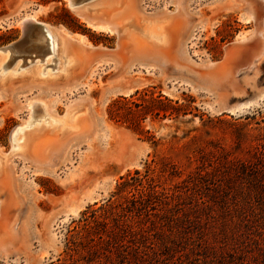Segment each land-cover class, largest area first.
I'll return each instance as SVG.
<instances>
[{
    "label": "rangeland",
    "instance_id": "obj_1",
    "mask_svg": "<svg viewBox=\"0 0 264 264\" xmlns=\"http://www.w3.org/2000/svg\"><path fill=\"white\" fill-rule=\"evenodd\" d=\"M100 7L0 0V48L36 13L59 55L48 62L47 43L0 52V79L18 69L0 84V264H264V0H131L134 25L168 20L165 46L132 22L94 30L89 19L109 22ZM65 54L78 60L68 76ZM159 95L191 109L148 115L142 133L108 116L121 97L134 107ZM30 99L79 128H43L17 152ZM42 109L33 124L49 122ZM89 206L105 209L83 222Z\"/></svg>",
    "mask_w": 264,
    "mask_h": 264
},
{
    "label": "bare ground",
    "instance_id": "obj_2",
    "mask_svg": "<svg viewBox=\"0 0 264 264\" xmlns=\"http://www.w3.org/2000/svg\"><path fill=\"white\" fill-rule=\"evenodd\" d=\"M70 4V7L72 9H76L75 6L72 5V0H67ZM90 1V0H89ZM98 2V4H101L100 8H104L105 10L108 9L110 11V18L109 22H103L99 21L97 19H89L88 23L91 28L98 31H107L112 33H121V29L124 28L125 25H128L129 23H133V14H132V8H131V0H95ZM83 3H85V0H83L77 7H80ZM74 7V8H73ZM80 10V9H79ZM84 8L81 9L83 11ZM104 10V11H105ZM97 11V9H96ZM100 11V10H98ZM103 11V10H102ZM101 12V11H100ZM106 13V12H105ZM98 14V13H97ZM108 14V13H107ZM106 14V15H107ZM100 15V14H99ZM104 15V14H103ZM107 19V17H105ZM143 22V20H141ZM139 21V22H141ZM145 26L141 27L140 24L132 25V28L137 29L139 31V34L146 38L148 41L153 42L154 44L158 46H165L168 44L169 41V32L167 30L168 27V20L167 19H159V20H144ZM28 22L36 23V24H42L47 31V46L49 54L53 55L50 57H47L48 62H54L56 65L58 63V53H57V43H56V34L55 31L50 25L38 22L37 21V14H30L26 17L22 18L20 21H18V26L23 29L24 25ZM67 37H72V34L67 33ZM8 49L6 47L0 48V52H8ZM48 54V55H49ZM4 55V54H3ZM0 55V67L3 65L4 62H6L8 56ZM65 59L66 67L59 69L57 73H65L66 76L70 75L73 70L76 68L78 64V60L75 56H72L70 54H65L63 56ZM46 61V60H45ZM46 62V63H48ZM5 64V63H4ZM17 67H22L20 64L16 65ZM144 67V66H143ZM44 69V68H43ZM47 69V68H46ZM151 69V68H150ZM148 67H144V70L148 73H151ZM1 70V69H0ZM18 69H15L13 71H16ZM57 70V67L54 66L53 71ZM13 71L9 72L6 77L0 79V84H4L11 78H13ZM29 76L31 78H42L48 79L51 76L46 75V70H40V72L34 68L29 69ZM40 75V76H39ZM24 76V75H23ZM55 77V76H54ZM37 106H42V116L39 117H46V119H49V122H41L39 124H33L35 123L36 116H35V108ZM248 106V105H247ZM246 106V107H247ZM27 107L30 109V119L22 126L19 127L18 131L14 135V144L13 147L17 150V152L25 154L26 150L28 149L30 140L34 134H36L37 131L42 130L43 128H48L56 131H64V132H71L77 128H79L78 120H73L72 122H65L63 119L56 118L50 113L45 112L44 110V103H41L37 99H30L27 103ZM48 111V110H47ZM45 119V118H44ZM32 126V128L29 126ZM28 128V129H27ZM24 129H27L25 132ZM22 136L18 138V141L16 142V138L19 133H22ZM2 205H7V201H5L4 196L1 198Z\"/></svg>",
    "mask_w": 264,
    "mask_h": 264
},
{
    "label": "trees",
    "instance_id": "obj_3",
    "mask_svg": "<svg viewBox=\"0 0 264 264\" xmlns=\"http://www.w3.org/2000/svg\"><path fill=\"white\" fill-rule=\"evenodd\" d=\"M121 101H117L111 104L108 109V116L111 120L116 121L117 123L126 124L135 132H143L140 128V122L145 120L148 115H152L155 118L164 119L167 117H171L173 115L179 116L180 112L184 116L188 114L191 109L190 104H186L183 107H175L172 105L173 101L164 97L163 95H159L157 98H152L150 100L143 99V104L134 103V107L130 106L127 101V98L121 97ZM193 100L190 99L189 103H192ZM141 110H135L134 108H140ZM182 110V111H181ZM148 133V132H147ZM147 141L151 142L153 145L157 144L155 137L150 135L147 137ZM136 175H139V172H135ZM138 179V178H137ZM131 186L130 181L127 178H122V183L118 185L119 192H123L124 189ZM118 192V193H119ZM132 201V200H131ZM135 201H147L146 199L135 200ZM97 205V203L95 204ZM90 211V216L85 217L83 222H88L89 218H96L98 212L103 211L105 208L100 207L97 210H93L92 206L87 208ZM86 213V212H85ZM84 213V215H85Z\"/></svg>",
    "mask_w": 264,
    "mask_h": 264
},
{
    "label": "water",
    "instance_id": "obj_4",
    "mask_svg": "<svg viewBox=\"0 0 264 264\" xmlns=\"http://www.w3.org/2000/svg\"><path fill=\"white\" fill-rule=\"evenodd\" d=\"M82 0H72V5L77 7ZM47 31L42 24L28 22L21 30L19 38L6 48L13 51H30L29 49L40 43H47ZM33 48V47H32Z\"/></svg>",
    "mask_w": 264,
    "mask_h": 264
}]
</instances>
